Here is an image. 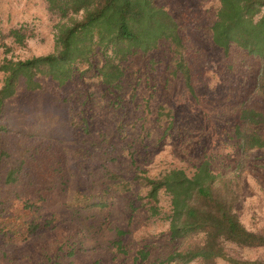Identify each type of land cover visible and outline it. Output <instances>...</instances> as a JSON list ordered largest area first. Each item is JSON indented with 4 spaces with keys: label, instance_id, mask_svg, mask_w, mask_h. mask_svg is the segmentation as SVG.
I'll return each instance as SVG.
<instances>
[{
    "label": "trees",
    "instance_id": "obj_1",
    "mask_svg": "<svg viewBox=\"0 0 264 264\" xmlns=\"http://www.w3.org/2000/svg\"><path fill=\"white\" fill-rule=\"evenodd\" d=\"M43 5L55 22L53 51L22 57L15 51L28 49L35 29L0 27V264H75L81 251L90 253L84 264H264L237 253L263 249L264 232L240 220V183L214 169L217 156L149 165L174 128L171 82L198 101L192 65L201 49L164 0ZM214 7L204 35L219 54L264 61V0ZM254 91L264 101V66ZM239 107L230 137L242 154L264 155V111ZM102 110L112 121L92 122ZM136 215L156 227L144 241L132 237ZM65 224L71 244L16 256Z\"/></svg>",
    "mask_w": 264,
    "mask_h": 264
},
{
    "label": "rangeland",
    "instance_id": "obj_2",
    "mask_svg": "<svg viewBox=\"0 0 264 264\" xmlns=\"http://www.w3.org/2000/svg\"><path fill=\"white\" fill-rule=\"evenodd\" d=\"M215 2L164 0L185 27L192 43L201 49L192 65L197 74L194 85L198 101L183 92L182 87L180 91L177 83L171 82L165 94L175 104L174 128L156 147L149 165L154 170L163 161H171L178 166L191 167L203 152L213 153L217 156L214 169L233 175L240 183L239 201L235 207L240 220L248 229L264 232V155L260 151L242 154L235 145L236 141L230 137L240 103L245 102L264 111V101L254 91L264 61L255 56L238 54L236 50L227 59L219 54L204 35L205 27L213 17ZM20 23L33 27L36 36L30 40L28 49H18L15 53L29 57L55 49V22L49 19L43 0H0V27ZM224 61L231 62L232 67ZM109 111H94L92 122L99 125L110 123L113 117ZM144 219L142 215L133 217L130 227L134 242L144 241L143 234L156 230L154 225L146 223ZM74 233L73 227L65 224L18 248L16 256L21 258L23 253L38 248L55 249L59 243L71 244L69 236ZM237 253L245 258L264 257V248L238 250ZM89 255L88 252H77L75 264H84ZM93 255L98 257L103 254L95 252ZM108 257L105 255L104 261L110 260ZM217 264L226 263L219 261Z\"/></svg>",
    "mask_w": 264,
    "mask_h": 264
}]
</instances>
